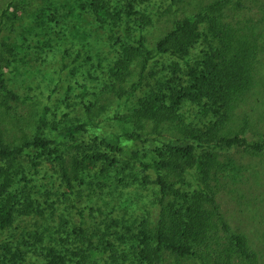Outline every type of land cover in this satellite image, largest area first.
I'll use <instances>...</instances> for the list:
<instances>
[{
    "label": "trees",
    "instance_id": "16d2710c",
    "mask_svg": "<svg viewBox=\"0 0 264 264\" xmlns=\"http://www.w3.org/2000/svg\"><path fill=\"white\" fill-rule=\"evenodd\" d=\"M155 1L55 0L32 13L12 0L4 9L1 106L20 100L5 68L26 64L22 29L53 32L61 74L74 69L66 95L43 107L21 144L0 134V264H264L218 201L221 158L240 148L264 154V134L247 118L232 127L264 53V0L255 2L260 19L245 18L240 1L157 0L171 27L151 47ZM102 92L129 112L108 117V130L89 98ZM131 188L150 193V205L114 202L89 222L77 201ZM64 201L81 218L72 229L47 218Z\"/></svg>",
    "mask_w": 264,
    "mask_h": 264
},
{
    "label": "rangeland",
    "instance_id": "374dc122",
    "mask_svg": "<svg viewBox=\"0 0 264 264\" xmlns=\"http://www.w3.org/2000/svg\"><path fill=\"white\" fill-rule=\"evenodd\" d=\"M53 1L55 0H26V4L29 5L26 6V10L28 7L32 13L36 11L38 13L44 7H47V9L50 8L49 5ZM57 1L60 2L62 0ZM204 1L206 0H191L193 5H201L200 3ZM234 1H240L245 7V18H261V2L255 3L256 0ZM10 3H12V0H0V17ZM167 6L159 7L157 0L151 6L150 10L155 15L156 20L154 26L148 33L151 47L171 27L168 18L161 19L159 18L161 17L160 13H158L164 12ZM247 6L255 9L249 11L250 9H247ZM24 25L28 26L26 21H24ZM53 29L51 30L53 31ZM30 31L29 29L26 32L23 29L20 31V33H24L22 34L21 41L25 47L24 55L21 54V57H24L26 64H15L14 67L18 68L17 71L14 67L10 69L5 68L7 77L15 79V85L10 86L19 95L20 100L10 102L7 107L1 106L0 100V134L3 130L8 143L14 145L21 144L22 138L33 132L43 107L49 104L52 109H55L63 95H66L67 86L73 85L70 82L69 71L72 68L74 69V67L62 74L60 72L63 65L61 54L57 52V43L51 39L54 38L52 36L53 32L49 33L40 29ZM24 37L27 38L26 41H24ZM50 44L52 45L50 46ZM5 56L6 60L2 62L4 66H6L8 59H12L9 54H5ZM57 82L64 83L59 84V88L57 87ZM103 87L101 86V88ZM83 91L84 89L77 90L74 93L78 94ZM89 98L95 103L93 106L95 120H106L102 123V127L105 130L116 126L115 121L108 119V117L114 119L117 114H129L127 110H123L124 108L119 109V105L115 104L118 97L113 93L107 92L106 94L102 92L96 98L94 95L89 96ZM9 108L11 109L7 112ZM78 112L79 109L73 115ZM197 112V109L189 108V115L191 117H194V114H197ZM244 118L250 121L251 132L257 133L260 136L264 134V53L259 58L254 89L247 95L246 100L242 102L241 108L237 110L234 118L235 123H233L232 127L235 129L236 127L240 128L243 125L242 121ZM250 135L252 136V134ZM221 159L225 166V172L221 176L218 193L221 211L228 221V224L236 231L245 234L251 243L259 247L261 253L264 254V154H255L245 148H240L233 150ZM111 179L114 180V177ZM116 180L119 181L117 178ZM88 193L89 191L85 192L84 195H88ZM121 193L119 190L118 193L103 195L101 199L93 197V202H87L85 196L83 199L77 201L84 208L85 218L89 222H93L95 219L96 221L97 219L100 220L102 215L100 214L99 208H101L103 213L114 202L121 204L131 199L133 202H138L139 205L144 203L150 205V193L141 192L139 196L140 191L136 194L133 188L124 191L123 194ZM54 199L57 201L55 197ZM45 200L46 198L42 199L43 204ZM49 203H52V199L49 200ZM122 204L124 205V203ZM44 205L48 207L47 204ZM57 206L58 211L56 213L51 214L52 210L48 211V221L55 223L57 226H69L71 224L72 227L74 225L76 227L79 225L81 218L76 210L72 208V202L64 201ZM152 210L154 209L152 208Z\"/></svg>",
    "mask_w": 264,
    "mask_h": 264
}]
</instances>
